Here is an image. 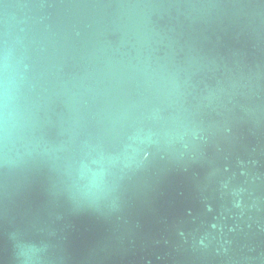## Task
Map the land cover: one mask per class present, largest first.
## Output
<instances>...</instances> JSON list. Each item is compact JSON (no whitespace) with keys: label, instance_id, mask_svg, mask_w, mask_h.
Wrapping results in <instances>:
<instances>
[{"label":"water","instance_id":"obj_1","mask_svg":"<svg viewBox=\"0 0 264 264\" xmlns=\"http://www.w3.org/2000/svg\"><path fill=\"white\" fill-rule=\"evenodd\" d=\"M5 53L0 264H264V0H0Z\"/></svg>","mask_w":264,"mask_h":264},{"label":"clouds","instance_id":"obj_2","mask_svg":"<svg viewBox=\"0 0 264 264\" xmlns=\"http://www.w3.org/2000/svg\"><path fill=\"white\" fill-rule=\"evenodd\" d=\"M3 73H4V79L2 85H0V97H2L3 101V124H2V130H3V136L4 139L7 140L8 137V124H9V118L11 116V113L9 112V104L11 100L13 99L11 95V90H10V80H9V60L7 53H5L3 57V62L2 65Z\"/></svg>","mask_w":264,"mask_h":264}]
</instances>
